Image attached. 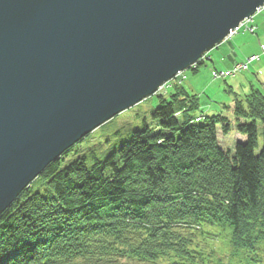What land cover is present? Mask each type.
<instances>
[{
    "label": "trees",
    "instance_id": "obj_1",
    "mask_svg": "<svg viewBox=\"0 0 264 264\" xmlns=\"http://www.w3.org/2000/svg\"><path fill=\"white\" fill-rule=\"evenodd\" d=\"M157 99L153 131L144 122L91 167L64 165L70 150L19 196L0 216V264H264V96L222 108L245 139L233 153L217 139L227 116L194 124L181 87Z\"/></svg>",
    "mask_w": 264,
    "mask_h": 264
},
{
    "label": "water",
    "instance_id": "obj_2",
    "mask_svg": "<svg viewBox=\"0 0 264 264\" xmlns=\"http://www.w3.org/2000/svg\"><path fill=\"white\" fill-rule=\"evenodd\" d=\"M264 0H0V215L52 162L155 94Z\"/></svg>",
    "mask_w": 264,
    "mask_h": 264
},
{
    "label": "rangeland",
    "instance_id": "obj_3",
    "mask_svg": "<svg viewBox=\"0 0 264 264\" xmlns=\"http://www.w3.org/2000/svg\"><path fill=\"white\" fill-rule=\"evenodd\" d=\"M255 23L254 34L240 31L227 43L210 52V59L204 61L196 72L184 71L185 78L181 85L172 84V87H181L189 95H196L199 108L207 110L209 114L221 111L225 105L232 108L235 95L243 97L251 89L258 90L264 96V57L259 63L250 65L248 72L237 75L236 78L223 80L214 77V71L228 69L234 62L244 61L249 56L261 54L260 47L264 48V21L262 17H256ZM168 89V95H170L173 88ZM159 97L163 96L153 95L99 127L72 149L68 158L64 159V165L78 158H84L86 166L91 167L96 160H104L115 147H119L128 140L134 131L143 129L144 122L153 131L156 128V122L151 118V112L158 106L157 98ZM199 112L198 110L193 115L196 116ZM228 114L230 117V112ZM230 124L232 127L230 133L225 137L220 136L219 142L223 149H229L233 153L235 145L245 139L237 135L233 117L230 119ZM258 144L260 149L262 145L261 128L258 131ZM36 186L37 182H34L28 188ZM211 244L219 250L220 254H223L222 251L224 252L223 249L226 247L222 248L223 246L218 242H211ZM223 262L228 263L226 258Z\"/></svg>",
    "mask_w": 264,
    "mask_h": 264
},
{
    "label": "bare ground",
    "instance_id": "obj_4",
    "mask_svg": "<svg viewBox=\"0 0 264 264\" xmlns=\"http://www.w3.org/2000/svg\"><path fill=\"white\" fill-rule=\"evenodd\" d=\"M264 6V5H263ZM263 6H261L259 9H257L256 10V12H255V14L253 15V16H251L250 18H248V19H245L244 21H242L239 25H238V27L237 28H235L234 30H232V31H230V33L228 34V36L225 38V40L222 42V44H224V43H227L230 39H232L234 36H236L240 31H242V32H245V33H250V34H254L255 33V31H256V23H255V18L256 17H262V19H263V21H264V18H263V15L260 13V9L263 7ZM245 25H247L248 27H249V29H252V32H250L248 29H245ZM222 44H220L219 46H216L214 49H218ZM261 49H262V52H264V48L261 46L260 47ZM214 49H212L210 52H212ZM210 52H208V53H205V54H203L202 56H201V58L194 64V65H192L191 67H189V69L188 70H194V69H197L198 68V66L200 67L201 65H203L204 64V61H206L207 59H210V55H209V53ZM253 56H260V55H252V56H249L247 59H249L250 57H253ZM246 59V60H247ZM246 60H244V61H240V62H234L233 63V65L230 67V68H228V69H224V70H221V71H214V75L215 74H219L220 76H222V77H226L225 75L226 74H228V77L229 78H236L237 77V75H240V74H242V73H245V72H248L249 71V69H250V66L247 68V70H244V71H240V70H233L236 66H240L241 65V63L242 62H245ZM260 60H261V57H260ZM260 60L258 61V62H260ZM186 71V70H185ZM182 76H183V78H185V75H184V71L182 72ZM215 79H217V78H215ZM219 79H221V78H219ZM228 78H225V79H223V80H227ZM171 81H175V78H173L172 80H170L169 82H167V84L170 86V87H172V82ZM182 82V81H181ZM180 86V85H179ZM160 88V87H159ZM158 88V89H159ZM173 88V87H172ZM171 88V89H172ZM157 89V90H158ZM168 90L169 89H167V91H166V95L165 96H168ZM157 92V91H156ZM156 92H155V94H154V96H156ZM165 96H163V97H165ZM193 96H196V95H194L193 94ZM197 97V96H196ZM198 99V98H197ZM221 106V105H220ZM225 106H227V105H225ZM198 107H199V105H198ZM200 112H199V114L198 115H196V116H194L193 115V123L194 124H199V123H202L204 120H205V118H206V116H211V115H215V114H218V113H221L223 116H226V113H222L221 111H216L215 113H208L207 112V110H201L200 108L198 109ZM227 118H228V120H230L231 119V117H229V116H227ZM98 129V128H97ZM97 129H95V130H97ZM234 129H235V125H234ZM95 130H93L90 134H92ZM236 131V130H235ZM237 133V132H236ZM90 134H88L86 137H84L82 140H81V142L84 140V139H86ZM228 135V134H227ZM226 135V136H227ZM237 135L238 136H241V135H239L238 133H237ZM236 135V136H237ZM220 136H223V137H225V135H223L220 131H217V139H218V143H219V146L221 147V145H220V142H219V137ZM81 142H79V143H77V144H75L74 146H72V147H70L66 152H64V153H67V152H69L70 150H72L73 148H75L76 147V145H78V144H80ZM222 148V147H221ZM223 149V148H222ZM224 151H230L229 149H227V150H225V149H223ZM64 153L62 154V155H60V157L56 160V161H59V159H61L62 157H63V155H64ZM56 161H54V162H56ZM74 161V160H73ZM53 163V162H52ZM46 170V169H45ZM44 170V171H45ZM43 171V172H44ZM42 172V173H43ZM42 173L38 176V177H36L30 184H29V186L32 184V183H34V182H36V181H38L39 180V177L42 175ZM39 183V182H38ZM40 184V183H39ZM41 185V184H40ZM28 186V187H29ZM28 187L26 188V189H28ZM42 187H43V185H42ZM44 188V187H43ZM25 189V190H26ZM25 190H23L20 194H19V196L25 191ZM19 196L15 199V201L19 198ZM14 201V202H15ZM13 202V203H14ZM12 203V204H13ZM11 204V205H12ZM11 205L8 207V208H10L11 207ZM7 208V209H8ZM6 209V210H7ZM5 210V211H6ZM4 211V212H5ZM3 212V213H4ZM2 213V214H3ZM1 214V215H2ZM0 215V216H1Z\"/></svg>",
    "mask_w": 264,
    "mask_h": 264
},
{
    "label": "built area",
    "instance_id": "obj_5",
    "mask_svg": "<svg viewBox=\"0 0 264 264\" xmlns=\"http://www.w3.org/2000/svg\"><path fill=\"white\" fill-rule=\"evenodd\" d=\"M260 13L263 15V18H264V6L260 9ZM245 29H248L250 32H252V29H249V27L247 25H245ZM260 57H264V52H262V49H261V54L260 56H253V57H250L249 59H247L245 62H242L240 66H236L233 70H240V71H244V70H247V68L250 66V65H253V64H257L259 63L258 61L260 60ZM226 77H222L220 76L219 74H215L214 77L219 79H225V78H229L228 77V74L225 75ZM175 81H171L172 84H177V85H181V81H183V76H182V73H178L175 77ZM168 88H172L170 87L167 83L164 84L163 86H161L157 92H156V95L159 94V95H162V96H165L166 95V91Z\"/></svg>",
    "mask_w": 264,
    "mask_h": 264
}]
</instances>
